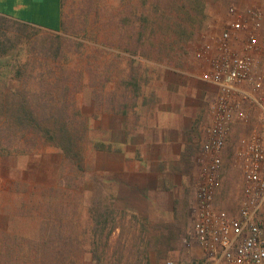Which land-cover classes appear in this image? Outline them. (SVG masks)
Masks as SVG:
<instances>
[{
  "label": "rangeland",
  "instance_id": "obj_1",
  "mask_svg": "<svg viewBox=\"0 0 264 264\" xmlns=\"http://www.w3.org/2000/svg\"><path fill=\"white\" fill-rule=\"evenodd\" d=\"M142 1L64 0V27L58 33L20 25L8 26L21 37V51L17 50L18 56L11 61L0 64V80L9 68L8 82L0 84V118L1 113L6 116V109L12 106L13 99L26 97L40 120L54 122L79 113L88 119L90 128L87 138L83 136L79 142L80 158L64 157L51 142L32 131L23 138L19 132L18 138H5L8 143L11 141L10 148L16 154L0 157V182L10 178H58L73 184L75 180L78 183V179L87 180L84 185L89 190L87 202L93 198L98 209H103L96 194L97 170L112 160L99 152L95 143H111L116 138L118 124L127 122V117L117 114L127 109L131 123L139 125L140 121L153 117L167 100L176 104L185 87L190 90V103L202 101L209 110L216 88L200 78L202 64L194 57L195 49L226 29L234 18L230 12L232 7L264 6V0H207V16L193 36L185 44L171 43L167 47L176 38L173 32L166 38V44L140 43L137 41L138 28L127 21L124 23L123 17L132 11H144L146 7ZM176 8L172 7L173 12H177ZM160 21L163 25L155 34L156 42L163 38V29H168L166 20ZM127 43L132 44L129 51L125 50ZM132 78L139 81L140 89L122 83L123 79ZM8 114L10 117V112ZM207 121L208 116L201 124L203 129ZM243 131L242 128L240 134ZM202 136L203 133L193 146L196 152L202 145ZM235 145L234 140L228 142L229 151L224 155L217 191V204L232 212L238 211L243 187L241 173L231 171ZM199 156L188 170L185 185L175 187L169 194V202L166 194L161 193L153 196L156 203L152 206L134 200L129 204L121 201L122 207L141 208V215L130 217L123 211L116 212L115 223L122 229L112 237L106 235L107 231L101 233V228L96 236L92 234L94 221L87 207L89 260L90 257L94 260L103 258L104 264H168L170 260L174 264H196L198 258H190V249L196 245L189 247L186 239L192 228L190 204L195 198ZM230 172L234 174L230 175ZM63 200L58 210L69 212V205L73 212L79 209L75 197L70 195ZM172 207L175 213L167 214V208ZM105 242L109 244L106 246Z\"/></svg>",
  "mask_w": 264,
  "mask_h": 264
},
{
  "label": "crops",
  "instance_id": "obj_2",
  "mask_svg": "<svg viewBox=\"0 0 264 264\" xmlns=\"http://www.w3.org/2000/svg\"><path fill=\"white\" fill-rule=\"evenodd\" d=\"M63 4L64 0H0V38L5 34L12 39L14 42L7 45H11L10 51L15 53L21 44V37L15 33L16 30H9L10 25L61 32L64 27ZM180 96L176 104L167 100L165 106L159 108L153 117L140 121L141 124L136 126L131 123V115L117 114L118 117H127V122L121 121L118 124L121 129L116 131V138L108 143L110 146L99 149V152H104L112 160L105 162L97 170L99 176L95 186L99 201L117 203V207L121 201L129 204L130 200L152 206L156 203L154 195L166 194L169 202V194L173 189L185 185L188 170L194 166L202 148L201 145L198 152L193 150L196 139L202 133L204 138L201 124L208 116V110L202 101L198 104L190 103L189 88L185 87ZM239 135L240 130H236L229 141L237 142ZM189 149H192L190 153ZM227 150L229 151L228 148ZM230 164L233 167L231 171L240 172L232 162ZM233 174L230 172V175ZM61 180L1 179L0 264H52L57 250L71 249L69 235L73 231L80 239L79 247L74 248L78 247L82 251L75 257L76 264H104L103 258L94 260V257H90L89 260V190L84 187L87 180L78 179V183L75 180L74 184ZM70 195L75 199L79 197V209L73 212L69 205V212L65 207L64 211L58 210L61 208V205H57L58 202ZM216 205L220 207L217 196ZM127 208L128 216L141 215V208ZM167 209V214L175 213L174 207ZM56 215L64 219L62 228L64 235L68 237L59 240L60 243L53 239L47 244L43 243L41 234L45 233L44 229H48V234L54 233L50 219ZM121 229L117 226L112 235L120 233ZM109 243L112 246L114 244L113 241ZM190 254V258L193 256L192 260L200 258L198 245L190 249Z\"/></svg>",
  "mask_w": 264,
  "mask_h": 264
},
{
  "label": "built area",
  "instance_id": "obj_3",
  "mask_svg": "<svg viewBox=\"0 0 264 264\" xmlns=\"http://www.w3.org/2000/svg\"><path fill=\"white\" fill-rule=\"evenodd\" d=\"M226 29L194 53L200 78L216 88L198 161L192 228L187 245H198L196 264H264V6L232 7ZM244 129L232 164L243 177L238 211L216 205L228 142ZM174 264V261H168Z\"/></svg>",
  "mask_w": 264,
  "mask_h": 264
},
{
  "label": "trees",
  "instance_id": "obj_4",
  "mask_svg": "<svg viewBox=\"0 0 264 264\" xmlns=\"http://www.w3.org/2000/svg\"><path fill=\"white\" fill-rule=\"evenodd\" d=\"M142 2L144 5L143 7H146L143 12L139 13L137 10H134L129 16L126 15L123 17L124 23L127 21L129 25H134L135 28H138L139 37L137 41L140 43L147 41L151 44L160 45L163 44L162 42L166 41V38L168 39L171 37L173 32V35L176 38L167 44V47H169L171 43H174L175 45L185 44L195 33L194 31L197 26L201 25L207 16V0H143ZM172 7H177V12H175V10L173 12ZM162 18L166 20V26L168 27L167 31L163 29L164 36L166 35V37L164 38L162 35L163 38H160L159 41L156 42L157 37L155 34L163 25L161 21L159 22ZM170 29H172V31ZM5 37L6 36L4 34L2 35V39L0 38V64H4L7 60L11 61V59L18 56V52L14 53L13 51H10L12 47L11 45H7V43L11 44L14 41ZM164 44H166V42ZM19 48L17 50L21 51ZM131 48L132 44L127 43L125 50L129 51ZM7 71L8 72L5 73L0 80V84L8 82L9 68H7ZM122 83L129 87L133 85L135 88L140 89V83L136 79H123ZM13 100L12 106H8L6 109V116L5 113H1L3 116L0 118V157H10L14 155V153L16 154V152L10 148L11 141L8 143L7 139L13 138V136L18 138V132L22 134L20 135V138H23L30 131L36 133V135L40 138L51 142L59 149L60 154L64 157L70 158L71 156H74L80 158V155L82 156V152H78L77 150L79 149L77 148L80 147L79 142L83 136L85 139L87 138L90 128L87 118L81 117L79 113H75L74 115H68L66 117L67 119L64 120L57 119L54 122L50 119L40 120L34 108H32V106L28 103V99H26V97H19L18 100ZM9 112L11 114L10 117L8 114ZM127 112V109L122 110V114H127ZM18 127H20V129H18ZM109 144L105 141H97L95 143L96 147L99 149L105 148ZM191 151L192 149H189V153ZM76 202L80 205L79 197H76ZM124 202L126 203V201ZM112 203L113 202L100 201V204L103 205V209H98L99 206L96 205V200L90 198L88 207L89 212L92 214V220L94 221L92 227L93 235L96 236V234H98V228H101V233L107 231L106 235L108 237L112 236L113 231H115L118 226V224L115 223L116 212L123 211V213L126 214V210H128L127 207H122L120 204L117 207V203ZM61 204L62 203L59 202L57 205ZM50 220L54 233L48 234V229H44L45 233L41 234L43 243H46L51 239L58 242L59 240L68 237V235H64V230L62 228L64 225V219L61 216L59 217V215H56L55 218ZM72 220L74 222V218ZM69 236L70 243H72L71 249L66 251H62L64 249L57 250L52 264H76V255L82 253V251L78 248L80 245V239L79 235L74 234V231ZM104 244L107 246L109 243L105 242ZM75 246L78 247L75 249Z\"/></svg>",
  "mask_w": 264,
  "mask_h": 264
}]
</instances>
